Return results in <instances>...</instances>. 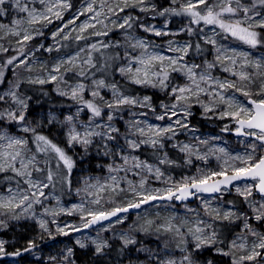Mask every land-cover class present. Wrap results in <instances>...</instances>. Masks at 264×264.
I'll use <instances>...</instances> for the list:
<instances>
[{
    "label": "snow or ice",
    "instance_id": "6c2138e0",
    "mask_svg": "<svg viewBox=\"0 0 264 264\" xmlns=\"http://www.w3.org/2000/svg\"><path fill=\"white\" fill-rule=\"evenodd\" d=\"M37 3L41 7H36ZM170 3L178 7L163 8L157 15L187 18L185 27L170 32L167 21L160 29L143 23L138 26L157 37L179 36L186 32L189 36H199L200 40L194 43L169 40L166 49L157 50L158 46L134 36L130 31L137 21L136 17L128 14L119 21L111 20L112 15L119 16L129 8L155 13V5L147 3V0H88L73 19L53 32L55 44L45 48V51L59 52L61 47H68L62 41H91L92 37H109L112 29L101 17L109 20L113 29L125 30L122 35L126 43L121 45L111 39L91 41L80 46L74 54L57 58L51 68L42 64L37 71L44 72L47 68L45 74L28 77L26 81L29 84H56L60 96L80 105L75 117L68 115L63 122L68 125L67 145L69 148L80 146L85 155L93 149L98 156L107 158L106 162L97 165L106 170L107 176L85 177L82 186L73 189L71 178L76 161L48 136L38 133L39 124L34 127L26 119L31 97L19 92L22 81L17 80L7 91L0 92V105H4L0 107V122L15 124L20 132L31 133L29 138L13 135L0 124V174H5L0 177V229L7 228L9 221L37 219L39 227L53 236L43 215L55 218L62 213H79L81 226H57V233L68 235L66 228L79 232L81 228L104 221L120 224L127 219L121 214L130 210H139L145 205L161 207L159 202H169L172 206L171 202L179 201L185 209L183 216L172 212L161 217L157 213L160 223L145 219L143 224L133 227L134 232L154 237L155 249L141 247L135 236L121 233L118 236L120 251L137 246L136 251L147 254L145 264H201V257L207 250L226 258L223 264H264V230H261L264 229V57L252 58L250 52L225 46L217 40L220 37L225 41H238L250 49L264 48V0H170ZM9 5L25 16L13 19L11 25L0 23V32L16 37V44L19 45L14 49L17 55L0 64V84L4 83L7 66H13V70L21 67L27 72L34 70L35 62L28 64L34 52L25 56L29 42L36 36L44 35L43 28L54 20H63V13L72 7L70 0H0V18L9 14ZM86 13L91 15L85 22L65 32L70 24H75ZM25 23L32 27L22 28ZM97 23L103 27L97 28ZM90 28L93 31L83 35ZM72 32H77V35L72 37ZM6 35H0V39H5ZM57 37L61 38L58 40ZM201 40L203 45L211 46L213 59L205 58L201 63H195L189 59L190 52L193 56H200L208 51L202 47ZM109 48H123V52L109 53ZM8 51L0 44V53ZM85 51L88 55L82 59L81 53ZM95 53L100 55L94 57ZM21 56L25 59L21 60ZM114 68L128 84L167 93L170 103H161L162 111L156 114L152 96L125 94L121 90L123 85L118 86L114 79L106 83V78L114 75ZM217 68L228 76L221 78L213 75ZM98 72L104 73L105 77L93 79ZM68 73L83 79L64 90L60 85L67 84L65 76ZM174 73L182 76L185 82L173 83L176 79ZM88 80L90 84L85 82ZM105 88L112 93L109 100L101 95L100 90ZM85 92L92 99H86ZM202 97H207V100ZM193 104H199L205 114L212 113L221 120L227 118L235 125L232 130L237 137L251 138L245 151L233 155L220 147L202 154L195 145L173 143V148L186 154V165H192L193 157L207 164L210 155L220 153L215 156L218 161L216 169L198 167L194 174L183 175L178 180L173 179L171 174L165 175L156 164L133 154L146 146L153 150L154 156H158L160 165L178 167L166 152L162 156L159 153L165 148V140L173 141L179 134L178 129L194 131L187 122V117L192 115L190 109ZM125 107L148 109L132 112L134 117H147L153 113L156 120L167 118L171 123L160 126L133 119L128 122L127 131L121 134L111 122L114 114ZM105 108L110 110L106 114L103 112ZM85 109L91 113L88 123L78 119ZM102 115H105L106 122L97 121ZM52 120H55L54 116L49 123ZM223 130H230L229 125H225ZM121 136L123 143L118 139ZM29 139L34 150L29 147ZM194 139L199 144L208 143L199 137ZM129 174L138 176V182L129 179ZM150 177L160 181L164 187H150ZM57 185L69 193L75 191L81 197V203L71 208L63 207L59 196L55 195ZM230 192L240 198L242 206L224 201V196ZM204 195L209 199H204ZM191 198L200 201L199 210L187 205ZM50 199L55 200L56 207L46 205L45 202ZM225 204L229 206L225 207ZM37 205L44 206L39 218L35 211ZM111 227L110 223L101 230L107 231ZM77 243L81 248L86 247L80 240ZM5 244L6 241L0 240V257L22 254L20 250L7 252ZM92 244L98 256L104 255L105 249L110 247L106 239L92 240ZM173 246L182 254L179 258L173 255ZM33 247L35 242L29 241L24 251H31ZM71 255L72 250L69 249L65 259ZM206 264H213V261L209 259Z\"/></svg>",
    "mask_w": 264,
    "mask_h": 264
},
{
    "label": "rangeland",
    "instance_id": "374dc122",
    "mask_svg": "<svg viewBox=\"0 0 264 264\" xmlns=\"http://www.w3.org/2000/svg\"><path fill=\"white\" fill-rule=\"evenodd\" d=\"M71 2V0H70ZM88 0H83L82 3L76 10L71 11V9L65 11L63 13V20H54V24L51 26V29L48 31H43L44 35L42 36H36L37 43L31 44L29 42L28 47L25 50V56H28L30 52H34V55H32L28 59V64L32 65L34 62V70L32 72H27L24 70L23 67L21 68H15L13 70V66H7L5 68V76H4V83L0 84V92L7 91L12 83L16 82L17 80L22 81L20 84L19 92L24 96H29L26 93V90L29 88H36L41 92L45 93H53V95L59 97L62 99V101L59 103V106L57 109H31V101L33 99L32 96L31 99L28 101L29 108L26 119L31 123L32 126H36L39 124V127H37V132L44 134L48 136L49 139L53 140V142L57 143L60 147L64 148L69 155L73 157V159L76 161L77 166L73 169L72 173V186L73 189L82 186V181L85 177L88 176H107L108 173L105 169L98 168L97 165L104 163L107 161V158L100 157L96 154V152L93 149L89 150V154L85 155L83 152V149L78 146L74 145L73 147L69 148L67 145L66 140V132L68 129V125L66 123H63L68 115H73L75 117V113L77 109L80 107V105H77L74 101L68 99L67 97L60 96L56 90V84L53 83H47L44 85L39 84H29L27 83L28 77H36L37 75L43 76L45 72L47 71V68H51V66L57 61V58L65 57L69 54H74L76 50H67V47H61L60 51H53L51 53L45 51V48L53 46L55 44V41L52 39V34L57 30L58 27L62 26L65 22L71 20L74 18L76 13L84 6H86ZM147 3L153 4L156 6V12H140L138 9L129 8L125 9L124 12L119 13V16L112 15L111 20H117L119 21L121 17H124L125 15L131 14L132 16L137 18L136 23L133 25V28L130 30L132 34L138 38L147 40L149 43L154 44L157 47V50L160 49H166L167 48V42L169 40H174L177 43H183L185 41H194L200 40L199 36H189L186 32L181 33L179 36H161L157 37L154 36L151 33H146L143 31V28L139 27L138 25L143 23L144 25H154L156 28L160 29L164 26L165 22L167 21V27L170 32H176L179 31L182 27H185L187 25V18L184 17H168V16H160L157 15L158 12H160L163 8L158 7V4L156 0H147ZM169 6L178 7V5H171L170 0H168ZM36 7H41L38 3L35 5ZM166 8V7H164ZM90 13H86L85 15L80 16L78 20H76L75 24H70L68 29H65V32H68L69 29L75 28L78 25H80L82 22H85L88 17L90 16ZM25 14L16 12L11 5H9V14L7 16H4L0 18V23L11 25V21L13 19H23ZM100 19H103L106 24H108L109 28L112 29L109 33V37H92L91 41H95L98 39L108 40L111 39L114 42H119L121 45H124L126 43L124 35L122 33L125 31L124 29H113L111 23L109 20L105 19L104 17H101ZM92 23H96L95 21H92ZM97 28H102L103 25L97 23ZM22 28H30L32 26L27 25L26 23L21 26ZM193 27H196L193 25ZM93 29H88L83 35L87 36L90 32H92ZM205 32H208V29L205 28ZM0 35H6V33L0 32ZM72 37H75L77 35V32H72ZM63 36V33H61V37ZM184 36V38H180ZM61 37H57L59 40ZM16 37L6 35L5 39H0V44H2L4 47L8 48L9 51L6 53H0V64H3L7 58H10V55H17V53L14 51L19 45L16 44ZM217 40L224 44L225 46H230L232 48H236L241 51L250 52L252 58H260L264 57V51H261L260 49H250L247 45H243L242 43L235 41V40H229L225 41L222 40L220 37H217ZM89 41V42H91ZM73 40L68 41H62L65 45L72 44ZM87 42V43H89ZM86 44V43H84ZM83 44V45H84ZM40 45H43L44 47L41 48ZM202 47L208 49V51H205L202 57H195L194 59H191L195 63H201L205 58L208 60L213 59V51L211 50L210 45H203V42L201 40ZM175 46V45H174ZM39 48V51H36V49ZM130 52L132 49H128ZM109 53L113 52H123V48H109L107 50ZM44 54L43 56H41ZM167 55H174L173 53H167ZM88 53L85 51L81 53V58L87 57ZM100 54L95 53L94 57H98ZM25 56H23L22 59H25ZM190 59V58H189ZM16 63H19V61H16ZM120 63H123V61H120ZM47 65V68L44 72L37 71L41 65ZM94 71V70H93ZM113 76L106 78V83L111 82L113 79L118 83L119 85H123L122 91L125 92V94L128 95H136V96H144L148 95L145 93H150L157 97H164L166 100L161 101L159 104L153 106L156 108V114H159L162 109L160 108L161 103H170L171 98L167 95V93L159 92L158 90L151 89V88H141L137 85H131L126 83L123 77L119 75L118 72L115 71V68L113 69ZM176 79L173 81L175 84H183L185 82L184 78L180 76L179 74H173ZM213 75L220 76L221 78L227 77V73H223L219 68L215 69L213 71ZM104 73H96V76L93 77V79H99L104 78ZM83 78L77 77L74 75V73H68L65 76V80L67 81V84H61L60 87L64 90H67L68 85H73L78 80H82ZM86 83H91L90 80L85 81ZM50 89H49V88ZM137 89L138 93L136 94H130L129 90L131 89ZM48 89V90H46ZM101 95L106 99L109 100L112 97L111 91H109L107 88L101 89ZM239 95V94H237ZM84 96L86 99H92L88 92L84 93ZM50 98V97H49ZM202 99L207 100V97H202ZM242 99V98H241ZM153 103V102H152ZM0 107H4V105H0ZM110 110L105 108L103 109L104 114L109 112ZM148 111V109L144 108H131L128 109L125 107V109L121 112H118L114 114V119L111 122L114 124L117 128L120 129L121 134L125 133L127 131V124L129 121L133 119H141L146 120L147 123L152 125H160L165 126L168 123H171L167 118L164 121H159L155 119V114L149 113L147 117H134L131 113L132 112H145ZM192 115L187 117V122L189 124V127L191 129H194V131H189L188 129H178V135L174 138L173 141L165 140V144H168L169 148L174 149L178 152V156L181 157L180 162L176 161L174 159H171L169 156L168 158L171 160L176 161V164L179 166H167V165H160L158 162H152L147 157L142 156L139 152L133 153L135 155H139L141 159L147 160L149 163L156 164L161 168L162 171L165 172V175L171 174L173 179H180L183 175H190L194 174L198 167H208L212 169H216L218 165V161L215 159L216 155H220V153H215V155H210L208 163L205 164L203 161L196 160L193 157V163L192 165H186L184 163L186 159V154L179 152L176 148L172 147L173 143H188L191 145H195L199 152L204 154L208 153L210 149L214 148H220L223 147L228 151L230 154H237V153H243L245 151L246 145L249 142L250 139L245 138H238L234 136V129L235 125L231 124V122L226 118L224 120L219 119L217 116H214L212 113L205 114L203 111V108L199 104H193L190 109ZM55 117V120H52L51 123H49V120L51 117ZM91 116V113L85 109L84 111L80 112L78 119L84 123H88L89 118ZM197 117L198 119H201L204 121V125L208 127L207 129H200L198 126H195L192 124L191 119L193 117ZM211 117V118H207ZM175 119V118H173ZM98 122H106L105 115H102V117L97 118ZM0 124H3V126L10 131L13 135L17 136H24L25 138L31 137V133L25 134L18 130V126L15 124H7L6 122H0ZM229 125L230 130L224 131V126ZM179 137V138H178ZM181 137V138H180ZM194 137H199L201 140H207V144H199ZM119 141L123 143L122 136L118 137ZM115 143V142H112ZM29 147H33L32 140L29 139ZM142 151H146L147 153H152L153 150L148 147H144L141 149ZM140 150V151H141ZM162 153H165L164 149L161 150ZM146 153V154H147ZM170 168H174L179 170V174L175 173L174 171L170 170ZM2 174H0L1 176ZM120 175H123L121 173ZM129 179H132L134 181L139 180L138 176H132L129 174ZM149 186L152 188H162L164 185L154 178H149ZM47 191V190H46ZM55 195L59 196L60 202L65 208H71L75 205H78L81 203V197L75 194V191L69 193L66 190L62 189L60 185H57ZM204 199H209V197L204 196ZM117 200L119 201L120 198L117 197ZM224 201H232L237 206L240 205V198L234 193L230 192L224 196ZM123 202V201H121ZM46 205L50 208L56 207L55 200H48L45 202ZM214 203H217L214 201ZM161 207H151L147 206L139 211H135L129 214H126L124 216L127 217L126 220H124L123 223L115 224L113 222H110L112 224V227L107 230L103 231L101 229L106 228L110 223L102 225L100 227L91 229L89 231L85 232H74L70 229L66 228V230L69 232L68 235H64L62 233H57L56 228L57 226L65 227V226H81L82 221L80 219L79 213H72V214H60L56 216L55 218L49 216V215H43V219L48 221V228L53 233V236H49L47 232H44L37 222V219H21L20 221H9L8 227L0 229V240L6 241L5 248L8 252V249H10L16 242L19 237V235H26L28 238L27 246H29V241L36 242L40 239L41 235H46L49 237H60L61 240L59 242H54L45 246L44 249H40L36 251L35 253H32L28 255L27 259L23 262L19 260H6L4 264H81L78 262V259L76 257L77 253H80L82 256H85L87 258H91L93 256L95 257H103L108 261H113L115 264H145L147 254L143 252L136 251L135 245L129 246L128 248L124 249L123 252L120 251L121 249V241L118 239V236L121 233H128L129 235H133L136 237L138 245L141 247H149L155 249L156 241L154 237L144 235L139 232L132 231L134 226H139L145 222V219H154L157 223H160L161 221L157 219L156 214L159 213L161 217L168 216L172 212H176L177 214L183 216L185 214V209L183 205H179L175 202H171L172 206H169L168 202L160 203ZM190 208L199 210L200 208V201L196 199L193 203L187 204ZM229 205L225 204V207H228ZM43 205H37L35 207V211L37 214V218L41 216L43 213ZM147 209V210H145ZM139 213V214H138ZM191 215V214H189ZM201 216H203V212L201 211ZM206 218V217H205ZM55 219V223H52V220ZM82 229V228H81ZM264 230V229H261ZM167 238V237H165ZM96 239H106L110 245L109 248L105 249V254L102 256H98L95 254V246L92 244V240ZM53 240V239H52ZM77 240H80L86 244L85 248H81L79 244L77 243ZM16 245V244H15ZM14 245V246H15ZM69 249L72 250V255L69 256L67 259H65V256H67V253ZM20 250V249H16ZM14 253V252H9ZM173 255L177 258H179L182 254L178 249H175L173 246ZM216 256L211 250H207L204 252V254L201 257V264H206L207 260H212L213 264H219V262L214 258ZM219 257V256H218ZM55 258V259H52ZM226 259V258H223ZM260 258H258L259 260ZM252 264H256V262H252Z\"/></svg>",
    "mask_w": 264,
    "mask_h": 264
},
{
    "label": "trees",
    "instance_id": "16d2710c",
    "mask_svg": "<svg viewBox=\"0 0 264 264\" xmlns=\"http://www.w3.org/2000/svg\"><path fill=\"white\" fill-rule=\"evenodd\" d=\"M83 0H71V11H74L76 10V8H78L80 6V4L82 3ZM157 4H158V7L159 9L160 8H164V7H167L169 5L168 3V0H156ZM54 24V22L52 24H49L47 25L46 27L43 28V31H48L51 29V26ZM38 27V26H37ZM48 29V30H47ZM86 35V34H85ZM180 38H184V36L180 37ZM89 41H79V42H73L72 44L68 45L67 47V50H76L82 46L84 43H87ZM194 43V41H192ZM31 44H35L37 43V39H33L32 41H30ZM260 49L261 51H264V48H258ZM44 54H42L41 56H43ZM13 55H10L9 57H12ZM203 55H200L199 57H202ZM44 57V56H43ZM195 57L197 56H193V54L190 52V55H189V58L190 59H194ZM23 56L20 57V59L22 60ZM38 87L36 88H28L26 90V94L29 95V96H32L33 99L31 101V109L33 108L34 110L35 109H48V108H52V109H57V107L59 106V103L62 101L61 98L53 95V93L51 92L50 90V93H45V92H41L37 89ZM49 88V87H48ZM50 89V88H49ZM48 90V89H46ZM130 94H136L138 93L137 89L133 88L129 91ZM145 94H150V93H145ZM152 96V102L153 104L157 105L159 104L161 101L163 100H166L164 97H157V96H154L153 94L151 95ZM50 97V98H49ZM191 122L192 124H194L195 126H198L200 129L204 130V129H207L208 127H206L204 125V121L201 120V119H198L196 116L193 117L191 119ZM179 138V137H178ZM181 138V137H180ZM164 151L168 154V156L171 158V159H174L176 161H179L181 160V157L178 156V152L175 151L174 149L172 148H169L168 144H165V148H164ZM142 156H145L147 157L150 161L152 162H158V156H154L152 153H147L146 151H140L139 152ZM147 153V154H146ZM163 153L160 152L159 153V156H162ZM170 170L174 171L175 173H180L179 170L177 169H174V168H170ZM3 175L5 174H2L0 177H2ZM174 202V201H173ZM172 202V203H173ZM176 203V202H175ZM180 205V204H179ZM52 239H55V242H59L61 240L60 237H49V236H46V235H41L40 236V239L36 242L35 245H39V244H42V243H45L47 241H50ZM27 241H28V238L26 235H19L18 239H17V242L10 248L8 249V252H15L17 251L16 249H20L23 250L25 248H27ZM45 247H43L42 249H44ZM28 255L18 259L19 261L23 262L27 259ZM76 257L78 259V262H80L81 264H115L113 261H108L106 260L105 258L103 257H85V256H82L80 253H77L76 254ZM214 258L219 262V264H223V258L221 257H218V256H214ZM6 260H2L0 261V264H4Z\"/></svg>",
    "mask_w": 264,
    "mask_h": 264
},
{
    "label": "water",
    "instance_id": "95a60500",
    "mask_svg": "<svg viewBox=\"0 0 264 264\" xmlns=\"http://www.w3.org/2000/svg\"><path fill=\"white\" fill-rule=\"evenodd\" d=\"M234 136L237 137L235 134H234ZM238 138H244V137H238ZM248 139H251V138H248ZM204 196L208 197L207 195H204ZM195 200H196L195 198H191V199H189L186 203H187V204H191V203H193ZM174 202H176L177 204L183 205V204H182L181 202H179V201H174ZM159 203H164V202H159ZM168 203H169V202H168ZM147 206H149V205L142 206L141 209H143V208H145V207H147ZM141 209H139V210H141ZM139 210H130L128 213H124V214H121V215L124 216V215H126V214H129V213H132V212H135V211H139ZM115 219H116V218L114 217V218H113V221H114ZM108 223H110V221H104L102 224H95V225H92V226L89 227V228H82L81 231H79L78 233L85 232V231H89V230H91V229H94V228L100 227V226L105 225V224H108ZM54 240H55V239L50 240V241H47V242L42 243V244H39V245H35V247H33L31 251H27V252H25L24 249H23V250H21V253H22V254H21L20 256H3V257H0V261H2V260H12V259H14V260H18V259H20V258H22V257H24V256H26V255H30V254H32V253H35L36 251L42 249L43 247H45V246H47V245L53 243Z\"/></svg>",
    "mask_w": 264,
    "mask_h": 264
}]
</instances>
